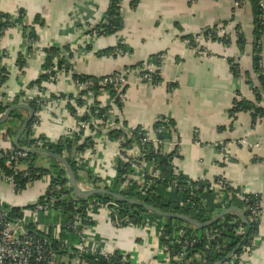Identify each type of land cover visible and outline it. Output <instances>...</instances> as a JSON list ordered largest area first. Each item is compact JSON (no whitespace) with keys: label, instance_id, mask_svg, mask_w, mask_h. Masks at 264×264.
Returning a JSON list of instances; mask_svg holds the SVG:
<instances>
[{"label":"crops","instance_id":"0c3cea01","mask_svg":"<svg viewBox=\"0 0 264 264\" xmlns=\"http://www.w3.org/2000/svg\"><path fill=\"white\" fill-rule=\"evenodd\" d=\"M109 1L0 0L1 13L12 17L23 14L18 27L0 32V53L6 56L0 62V77L5 78L0 82V106L8 109L16 97L18 104L24 102L28 106L31 101L38 104V98L45 99L47 104L40 105L43 109L39 111V126L34 132L47 145H55L65 138L68 129L81 124V118H96L98 110L105 112L114 103L106 91L96 97L87 92L80 98L82 94L78 93L75 80L64 67H57V59L53 65L62 71L56 81L37 83L45 75L43 50L68 46L73 71L80 76L104 78L118 70L125 72L122 110L117 119H109L111 128L97 132L90 148L82 151L83 161L79 165L87 170L81 171L82 179L87 180L86 175L93 174L98 184L116 186L118 157L112 131L122 134L125 127L142 129L148 136L158 138L154 127L161 121L168 132L161 146L166 155L172 154L174 175L209 186L219 178L228 183L227 204H221L212 191L217 205L212 216L229 207L241 210L242 196L260 198L262 214L255 245L242 264H264V118L253 122L249 113L240 112L233 118L229 115L237 92L255 102L253 89L260 92L257 105L264 110V91L259 86V75L252 69L254 24L248 0H242L240 6H236L239 0H198L195 4L189 0H136L134 5L131 0H120L122 29L113 35L95 37L88 32L103 22ZM214 26H223L232 33L229 45L201 40L197 48L183 39ZM236 28L245 39L242 52L236 45ZM30 31L37 38L33 48L31 38L27 37ZM119 45L125 48L122 55L112 56L108 52L99 55ZM260 46L264 72V35ZM160 54L165 57L160 68L161 82L141 80L137 66ZM228 60L239 66L240 79L232 76ZM2 70L7 74H2ZM247 74L251 85L246 84ZM34 88L42 89L44 94L27 99L26 94L33 93ZM21 113L26 119L28 112ZM241 141L246 145L242 146ZM174 143L177 156L173 154ZM220 144L227 146L230 159L227 164H223L216 147ZM136 148L134 142H129L128 155L135 156ZM37 163L46 164L42 160ZM49 183V178H44L16 193L0 178V207L26 212L45 195ZM59 221L66 222L61 215ZM91 224L89 236L93 242L116 245L119 250L149 262L155 256L154 234L163 228L164 222L149 214L141 226L130 224L117 230L111 226L106 212L96 211ZM46 230L55 240L74 239L63 230Z\"/></svg>","mask_w":264,"mask_h":264},{"label":"built area","instance_id":"2783aa9c","mask_svg":"<svg viewBox=\"0 0 264 264\" xmlns=\"http://www.w3.org/2000/svg\"><path fill=\"white\" fill-rule=\"evenodd\" d=\"M189 1L190 4H195L198 0ZM259 4L264 11V0H259ZM240 5L241 3L238 1L236 6ZM15 18H17V16H15ZM262 18L264 20V12ZM213 32H215L219 38L228 37L230 41L232 33L226 28L218 26ZM207 33L208 35L206 37H204L206 33H201L199 36H196L193 45L189 41H187V44L199 48L201 40L210 41V34L209 32ZM88 40L89 39H87V41ZM35 44L36 43L30 42V47L33 48ZM116 54L122 55L123 52L119 48H116ZM5 57V54L0 53V62ZM164 58V55H159V66L153 63L146 64L145 70L148 74L143 76L139 74L140 79L143 81H150V74H154L156 71L160 72ZM61 71L62 70H58L56 66H53L52 69L45 70L44 74L49 77V82H54ZM52 72H54V75H52ZM74 84L79 94L90 86L89 82H82L79 80H75ZM98 85L101 87L99 93L104 92L106 86H111L115 90L118 100L123 105L124 92H122V90L126 86L125 72L118 70L114 74L104 78ZM37 94L42 96L44 92L41 91V89L34 88L33 93L26 94V98L29 100L36 99L39 97ZM82 97L83 95L80 98ZM37 102L40 105L47 104L45 99L40 100L38 98ZM42 109L41 107V110ZM121 110L118 109L115 104H111L109 110L105 114H102L101 117L91 119L85 118L77 128L67 130L65 138H77L75 144L82 149L81 151L74 149L69 155L74 162L78 164L82 163V151L86 148H90L89 144L94 142V136L97 132L111 128L109 119L111 117L117 119ZM3 114L4 112L0 113V118H2ZM33 120V124L30 126L31 133L28 140L34 141V144L32 147H24L21 145L20 147L22 149L43 150V145L46 143L37 136V132H34L39 126V112L35 114ZM58 121L61 122V119H58ZM16 126L17 129L20 127L18 124H16ZM6 131L7 127L0 128V160H4L5 169L9 170L10 174H6L3 169H0V178L9 185L14 192L15 190H19V185L15 181L17 175L27 180V186L44 178H49L50 183L44 195V201L36 203L28 211L22 212L21 216L15 214L13 207H0V264H90L87 258L112 261L113 264H189L191 262V250L201 241H214V243L219 244L220 237L217 232H207L203 235L195 231H177L167 236L164 234L163 228H160L155 232L153 238L155 256L149 262H144L140 257H135L129 252L119 250L116 245H109L103 241L93 242L90 239L89 232L92 230V214L96 211L106 212L111 226L117 230L131 224L127 218L123 219L119 217L118 202L115 200L104 202L96 199H90L84 202L78 201L73 194H68L70 191L68 182L63 185L53 184L51 175L41 174L40 172H29L30 161L28 159V154L13 146L12 140L5 137ZM154 132L156 135H159L162 133V129L158 127ZM24 136L23 134L21 139L24 138V140H26L27 137ZM61 139H59L58 142ZM115 141L117 144L116 154L118 157L117 169L122 173L119 179H117L116 193L122 194V192L130 188L145 194L148 192L149 185L153 180L158 181L162 179L158 166L154 160H147L150 150L155 155H166L161 148L162 141L156 136L153 138L148 136L142 129L133 130L128 127L122 129L121 136ZM129 142H134L137 147L135 156H130L127 153L126 146ZM240 144L243 146L246 145V142L241 141ZM216 147L219 150L223 164H227L230 160L227 146L220 144L216 145ZM173 154L176 156L178 155L177 143L173 145ZM65 155L67 156L68 154ZM38 160L46 162L45 165H47V158L39 157ZM84 170H86V168L83 167L82 172ZM95 178L96 177L91 174V181L83 179L81 182H77V184L82 190L103 188L96 187L98 183L95 182ZM209 190L217 195L218 201L221 204L228 203L227 194L229 193L230 187L223 178L217 179L209 186ZM47 195L49 196L47 197ZM70 200L71 211L69 214L64 215V213H62L64 207L60 204ZM240 200L243 204V209H241L243 213L247 211L251 221L259 222L262 214L260 198L252 200L249 196H242ZM60 215L63 220H66L65 223L60 224ZM39 216H43L45 219L40 220ZM233 216L237 217L236 215ZM237 218L241 221L239 217ZM238 225V228L235 230L236 233L240 235L245 232V228L242 224ZM47 228L58 231L63 230L65 233L72 234L74 239L72 242L55 240L54 238L50 239L47 237ZM254 245V238H251L248 245L242 246L238 244L237 246L239 247L236 253L224 264H242L243 259L250 255Z\"/></svg>","mask_w":264,"mask_h":264},{"label":"trees","instance_id":"16d2710c","mask_svg":"<svg viewBox=\"0 0 264 264\" xmlns=\"http://www.w3.org/2000/svg\"><path fill=\"white\" fill-rule=\"evenodd\" d=\"M240 3H242V0H239ZM136 0H131V3L134 5ZM251 12H252V18H253V38H252V69L253 72L259 75V86L264 91V72L261 68V61L263 59L262 50L260 46V39L262 35H264V20L262 18L263 10L260 7L259 0H248ZM120 0H110L103 22L100 24L94 26L92 29H90L88 32L89 34L95 35V37L100 36H108L113 35L120 31L122 29V19L120 17ZM23 14L20 13L17 18L12 17L10 15L4 14L0 12V32L5 31L7 28H12L15 26H19L22 23ZM218 26H214L210 28L207 32L210 34V41L212 42H220L224 45H229V38H219L215 32L216 28ZM223 27V26H222ZM23 29H26L23 27ZM236 33V45L238 49L242 52L245 46V39L243 35L239 32V29H235ZM204 37L208 35V33ZM29 34L27 37H30L31 42H37L36 35L33 33V31L28 32ZM200 34L195 35H188L185 36L183 39L186 41H189L192 45L194 44V39L196 36H199ZM25 36V35H24ZM116 48H119L120 50H125V48L121 45L116 46L115 48L106 51V52H100L99 55H108L107 52L112 55L116 56ZM31 49V48H30ZM88 50V46L86 48ZM202 50V48H200ZM45 54V60L44 64L42 66L43 70H48L53 68V61L54 59H57V67L60 69L62 66L65 68L66 72H70L71 77L73 80H79L82 82H89L90 86L87 88L84 92L81 94H86L87 92H91L95 97L99 94L101 87H99L98 83L103 81L104 78H94V77H88V76H80L75 74L73 70V66L71 64L72 60V51L68 46L64 47H50L43 50ZM63 53H66L67 55H63ZM159 55L150 57L145 63L137 66L139 69V74L141 76L148 74V72L145 70L146 64L153 63L156 65H160V60L158 59ZM230 72L232 73V76L235 78L240 79L241 78V71L239 66L234 64L233 61L228 60ZM2 74H7L5 70H2ZM52 75H54V72H52ZM244 75V74H243ZM151 80L150 82L152 84H158L161 82L160 78V72L156 71L154 74H150ZM246 84L251 85V82L249 80L248 74L246 75ZM47 75H42L37 83H39L41 80L48 81ZM5 78L3 76L0 77V82L3 83ZM126 87V86H125ZM122 90L124 92L125 90ZM41 91H43L41 89ZM105 91L109 94L110 98L113 100V103L117 106L118 109L121 110L122 104L118 100L117 94L115 90L111 86H106ZM253 94L255 97V102H250L244 98L241 97L240 93L237 92L235 94V98L233 100L232 108L229 111L230 118H233L235 114L237 113H249L252 121H256L258 118H264V110L260 108L257 104L260 102L261 94L257 89H253ZM19 98H15L12 101V104H18ZM30 108L33 110L34 113H37L41 110L40 104L36 103L35 101L29 102ZM97 106V103H96ZM98 110L100 113L96 116L97 118L101 117V114H105L109 110ZM6 106L2 107L0 106V113H3L6 110ZM22 110H15L11 113L10 118L4 123L0 125L1 127H7V131L5 134V137L7 139H13L16 132H17V126L21 125L22 122L25 120L24 116L21 113ZM87 118L84 116L81 118L82 120ZM34 121V120H33ZM33 121L30 123V125L27 127L24 135L27 137L26 140L20 139V145L24 147H32L34 144V141L28 140V137L30 135V126L33 124ZM160 127L162 129V133L158 135V139L163 141L166 137H168V132L165 130L166 124L159 121L155 125V129ZM24 136V137H25ZM112 140H116L118 137L121 136V133L119 131H112ZM4 137V136H3ZM77 138H62L58 143L55 145H43V150H47L49 152H52L54 154H57L59 156L64 157L68 163L70 164L72 170L74 171L75 177L77 182H81L83 179L80 175L83 167L77 163L74 162L70 158V154L74 149L81 151L82 149L75 144ZM91 145V144H89ZM151 148V147H150ZM162 148V146H161ZM65 154H68L67 156ZM172 155V154H171ZM171 155H155L151 152L147 156V160L151 161L152 159L157 164L160 175L162 177L161 180H153L152 183L149 185V190L145 194L142 192L136 190V189H127L124 192H122V195L125 196L128 199L137 200L139 202L148 204L163 213L167 214H183L191 217L192 219L198 221L199 223H207L211 220L213 217V212L217 208V205L214 204V193L209 190V185L206 182H193L183 176H176L173 173V170L171 168ZM28 159L30 161L29 164V172L36 173L40 172L41 174H49L51 175V181L53 184L57 185H63L67 183L66 174L61 165H59L56 161L52 159H48L47 165H38V156H32L28 155ZM0 169H3L6 174H10V171L5 169V163L4 160H0ZM91 174H87V181H91ZM122 175V173L117 169V177L116 179H119V177ZM16 183L19 185V190H15L16 193H19L20 191H23L27 187V180L25 178H21L20 176L15 177ZM96 181V180H95ZM99 183V182H98ZM117 184V180L115 181ZM114 184V183H113ZM177 187H176V186ZM115 186V184H114ZM96 187H103L107 190L116 192V186L114 189H111L108 184H98ZM169 190V191H168ZM68 194H72V191L68 192ZM49 195H47L48 197ZM252 200L259 199L257 196H249ZM45 197L43 196L39 202H43ZM90 199H96L98 201H112V199L108 196H94ZM86 199V200H90ZM86 200H79L81 202H84ZM69 202V203H66ZM62 205L64 215H67L70 213V201H66ZM119 212L118 215L120 218H127L128 221L134 225V226H141L143 222V218L147 215L155 216L156 218H160L154 214H151L149 212L144 211L140 207L137 206H131L123 203H119ZM241 209H243V204H241ZM13 211L16 215L21 216L22 212H20V209L13 208ZM244 216L246 218L247 223L244 224L242 221H239V219L233 215H226L222 217L218 222L214 223L212 226L207 227L202 230H198L190 225H188L185 222L178 221V220H172L167 218H160L163 220V230L164 234L167 236H170L177 231H195L196 233H202L203 235L207 232H217L219 233V244L214 243V241H207L203 240L190 252V258L191 262L189 264H215L216 262L222 260L225 258L228 254L233 252V250L236 248L238 244H241L242 246L248 245L251 238H254L257 234L258 230V222L251 221L249 218V213L247 211H244ZM242 222V223H241ZM238 224L244 225L245 232L242 234H237L236 230L238 228ZM50 239H53L52 236L48 235ZM55 244V243H54ZM87 261L90 264H113L112 261H106L102 259H95V258H87Z\"/></svg>","mask_w":264,"mask_h":264},{"label":"water","instance_id":"95a60500","mask_svg":"<svg viewBox=\"0 0 264 264\" xmlns=\"http://www.w3.org/2000/svg\"><path fill=\"white\" fill-rule=\"evenodd\" d=\"M208 29L206 31H204L203 33L207 32ZM15 110H25L28 112V116L27 118L22 122V124L20 125V127L18 128L14 138H13V146L16 149L19 150H23L25 151L28 155H32V156H38V157H43V158H47V159H52L54 161H56L59 165H61L65 171L66 174V179L67 182L69 184V187L72 191V194L74 195L75 198L79 199V200H86V199H90L94 196H108L110 197L112 200H115L116 202L119 203H123V204H127V205H131V206H137L140 207L141 209H143L146 212H149L151 214H154L160 218H167V219H172V220H178V221H182L187 223L188 225L198 229V230H202L205 229L207 227L212 226L214 223L218 222L222 217L226 216V215H236L237 217L240 218V220L246 224V218L244 216V213L242 210H240L239 208H235V207H229L225 210H222L221 212H219L216 216L212 217L211 220L207 223H199L198 221L192 219L191 217L187 216V215H183V214H167V213H163L162 211L148 205L142 202H139L137 200H132V199H128L125 196H123L122 194L107 190L105 188H96V189H91V190H82L78 184H77V180L74 174V171L72 170L70 164L68 163V161L62 157L59 156L57 154H54L52 152H49L47 150H41V149H22L20 147V139L22 137V135L24 134V132L26 131L27 127L30 125V123L33 121L35 113L33 112V110L26 104H16V105H12L10 106L3 114L2 118H0V125L4 124L9 118L10 115L13 111ZM237 246L233 252H231L230 254H228L225 258H223L222 260L216 262L215 264H224L226 261H228L231 256L236 253V251L238 250Z\"/></svg>","mask_w":264,"mask_h":264},{"label":"rangeland","instance_id":"374dc122","mask_svg":"<svg viewBox=\"0 0 264 264\" xmlns=\"http://www.w3.org/2000/svg\"><path fill=\"white\" fill-rule=\"evenodd\" d=\"M110 188L114 189L115 188L114 184L112 185V183H110ZM39 218H40V220H44L45 219L43 216H39Z\"/></svg>","mask_w":264,"mask_h":264}]
</instances>
